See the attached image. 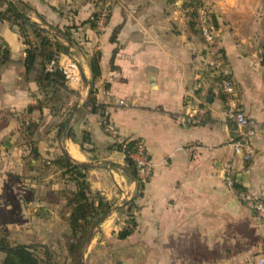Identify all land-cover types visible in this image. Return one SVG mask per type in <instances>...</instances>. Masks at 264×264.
<instances>
[{
    "label": "crops",
    "instance_id": "1",
    "mask_svg": "<svg viewBox=\"0 0 264 264\" xmlns=\"http://www.w3.org/2000/svg\"><path fill=\"white\" fill-rule=\"evenodd\" d=\"M23 1L33 7L29 16L46 30L60 63L78 60L81 80L41 85V58L27 70L28 43L39 42L32 30L21 33L12 22L0 23L5 53L0 204L20 211L12 224L44 225L43 212L51 229L60 224L57 219L68 223L70 208L61 195L68 185L54 166L43 168L65 150L75 161L92 165L93 193L114 203L102 223L105 234L121 230L125 222L118 209L135 197L137 228L125 239L130 246L143 243L145 251L134 252L130 264H260L264 221L239 201L223 175L232 164L237 186L264 195V0H201L213 11L217 47L235 79L240 105L260 122L255 156L246 163L234 156L235 129L225 117L220 78L190 18L193 0H110L104 31L86 22L98 9L94 1ZM94 55L100 67L96 78L90 65ZM105 107L111 108L120 134L148 145L154 168L143 188L100 125ZM201 107L206 108L202 124L181 123L178 115ZM85 133L90 142L82 148ZM33 141L39 159L32 153ZM9 192L14 201L3 196Z\"/></svg>",
    "mask_w": 264,
    "mask_h": 264
},
{
    "label": "trees",
    "instance_id": "2",
    "mask_svg": "<svg viewBox=\"0 0 264 264\" xmlns=\"http://www.w3.org/2000/svg\"><path fill=\"white\" fill-rule=\"evenodd\" d=\"M195 1L196 0L191 1L189 7H192ZM32 9L33 7L23 0H0V23L4 21L12 22L19 27L21 33L32 30L31 32L39 39V42L28 43L30 46L26 50L28 72L36 68L38 58H41L39 63L40 67L38 68L39 83L41 85L46 84L52 86L63 85L65 84V76L61 70L57 69L53 72H48L46 70L47 64L57 55V49L55 50L53 48L54 43L46 33V30L40 29L38 23L31 20L29 12ZM97 14V12L93 11L86 22H89L92 26L96 27L94 18ZM213 18L217 26L214 14ZM49 26V28L56 29L59 33L67 35V31L54 27V25ZM90 65L93 77H98L100 75V67L97 55H94L90 59ZM92 93L93 91H91V97L89 100L94 102L95 99L92 96ZM92 109L98 110V107L92 106ZM62 128L64 129V127ZM86 134L87 133H85L83 141L81 142L82 148H85L84 142H90V137ZM74 136L75 135L71 133V137ZM132 142L133 141H131L130 144H132ZM113 145L115 149L120 150V147L115 143H113ZM30 147L34 158H41L36 141L31 142ZM127 160L131 163V172L138 177L136 168L134 167L135 164L132 163L130 159L127 158ZM43 165L44 169L54 166L60 171L61 176L66 183L73 184L72 188H66L63 190L61 195L66 199L67 206L70 208V216L67 221L73 236V241L69 245V252L72 257H79L80 264L82 263V250L92 238L93 229L96 227L98 228L110 215L113 210V204L100 192H96V194L93 193L88 178V171L92 165L75 161L65 150L61 155L54 159H50L48 163L45 161ZM138 183L139 187L143 188L144 181ZM129 222V226L119 232V237L122 239L130 236L137 228V222L134 216H131ZM0 252L5 254V258L0 264H48L38 256L34 245L26 243L13 244L5 236H0Z\"/></svg>",
    "mask_w": 264,
    "mask_h": 264
},
{
    "label": "built area",
    "instance_id": "3",
    "mask_svg": "<svg viewBox=\"0 0 264 264\" xmlns=\"http://www.w3.org/2000/svg\"><path fill=\"white\" fill-rule=\"evenodd\" d=\"M111 2L107 0L94 18L96 28L104 31L110 16ZM191 11V20L202 37L206 53L211 56L210 65L214 67L217 76L220 78L219 89L223 96L226 120L234 126L235 134L232 139L234 156L242 161L249 162L256 153L254 138L258 134L260 122L247 114L240 105L237 93V86L231 69L224 60L218 45V27L213 18V11L210 5L204 1H195ZM5 57L3 39L0 36V65ZM61 70L65 80L70 84H76L81 80V68L78 60L70 58L64 65L60 63L56 55L46 67L48 72ZM120 103H124L120 101ZM206 108H195L191 112L178 115L181 123L185 125H200L204 121ZM100 125L105 133L110 135L114 143L120 147L124 155L135 164L140 181L147 180L153 173L154 162L144 139H137L130 144L124 135L116 129V124L111 117V108L105 107L100 120ZM223 179L226 185L235 191L239 201L249 208L260 220L264 221V195L252 192L246 187L237 186L239 180L235 167L230 164L225 167ZM259 263L264 264V247L259 256Z\"/></svg>",
    "mask_w": 264,
    "mask_h": 264
},
{
    "label": "rangeland",
    "instance_id": "4",
    "mask_svg": "<svg viewBox=\"0 0 264 264\" xmlns=\"http://www.w3.org/2000/svg\"><path fill=\"white\" fill-rule=\"evenodd\" d=\"M96 2L98 9L94 12L99 13L107 0H90ZM199 1V0H196ZM32 39V38H31ZM35 41H39L35 36H33ZM32 39V40H33ZM76 97L75 95H71ZM75 99V98H74ZM104 110V109H103ZM103 113V111H102ZM102 117V115H101ZM101 120V119H100ZM129 162V160H128ZM104 165L108 163H102ZM111 166H114L111 164ZM136 168V166L134 165ZM1 169V161H0ZM3 169V168H2ZM136 173L138 177L137 186L139 185V172L136 168ZM58 177V176H56ZM62 183V182H60ZM68 187L72 188L73 184L66 183ZM65 184V185H66ZM61 185V184H60ZM4 186L2 179L0 180V187ZM140 194L138 190L137 195ZM3 195V194H2ZM12 193H6V199H13ZM105 197V196H104ZM110 201V200H109ZM114 204V203H113ZM18 209L4 210L3 205L0 204V236L7 237L13 244L26 243L35 246V251L42 258L45 263L48 264H79V257H72L69 252V245L73 241V236L70 231L69 224L63 220H58L56 226L54 225L51 229L50 221L48 219V212H43L46 218L44 225H36L34 227L22 226L17 227L12 224L16 220V214H21ZM121 219L123 218L125 224H122V229H125L130 224L131 216L137 217L138 203L133 197L130 201H126L119 209ZM65 212V210H63ZM132 214V215H129ZM64 216V215H63ZM10 223V224H9ZM120 230V231H121ZM119 231V232H120ZM119 232L105 234L103 232L102 224L97 228L93 229V235L87 245L84 246L82 250V263L80 264H130L134 259V252L137 255H142L145 251L143 243H137L135 248H131L130 243L125 239L119 237ZM5 258V254L0 252V263Z\"/></svg>",
    "mask_w": 264,
    "mask_h": 264
}]
</instances>
